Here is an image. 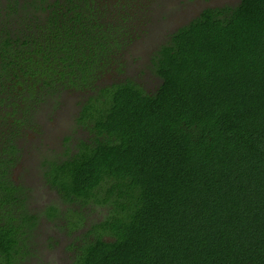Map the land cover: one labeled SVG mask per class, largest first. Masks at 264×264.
<instances>
[{"label": "trees", "instance_id": "1", "mask_svg": "<svg viewBox=\"0 0 264 264\" xmlns=\"http://www.w3.org/2000/svg\"><path fill=\"white\" fill-rule=\"evenodd\" d=\"M155 0H0V264H29L41 218L105 207L70 264H264V0L206 7L153 53L146 92L121 71ZM85 93L42 175L68 206L30 205L15 179L39 112ZM71 144L75 148H71Z\"/></svg>", "mask_w": 264, "mask_h": 264}, {"label": "rangeland", "instance_id": "2", "mask_svg": "<svg viewBox=\"0 0 264 264\" xmlns=\"http://www.w3.org/2000/svg\"><path fill=\"white\" fill-rule=\"evenodd\" d=\"M239 0H155L147 25L130 46L123 59L122 70L114 69L105 76L102 83L130 79L146 92H154L161 79L152 70V55L169 38V34L186 24L206 7L236 5ZM85 93L63 92L58 103L46 105L39 112L40 131L28 137L23 144V155L15 170V179L30 189V205L42 211L49 204L67 209L60 195L51 188L42 175V159L62 156L65 152V138L85 136L77 126L76 118ZM71 148H75L73 144ZM105 207L89 205L82 210L85 225L74 229V217L65 211L54 221L41 218L35 253L29 264H70L74 255L70 243L87 228V225L105 217Z\"/></svg>", "mask_w": 264, "mask_h": 264}]
</instances>
